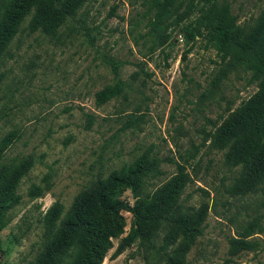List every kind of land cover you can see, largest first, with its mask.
<instances>
[{
    "label": "rangeland",
    "instance_id": "rangeland-1",
    "mask_svg": "<svg viewBox=\"0 0 264 264\" xmlns=\"http://www.w3.org/2000/svg\"><path fill=\"white\" fill-rule=\"evenodd\" d=\"M219 1L229 3L242 25L252 24L264 9V0ZM145 8V0H87L76 20L65 22L56 35L29 32L28 16L11 41L2 65L0 168L29 155L33 163L19 181V202L0 229V264L28 263L39 248L41 218L55 201L67 209L84 185L146 150L163 159V174L148 180L147 190L175 175L176 161L187 174L181 201L209 206L188 264H264L263 240L255 251L235 253L229 243L264 211L260 195H229L225 187L233 174L222 152L204 141L227 109L251 96L256 86L241 70L213 85L222 65L215 48L206 37L187 42L181 26H170L168 41L150 51ZM117 79L124 83L121 94L96 104V92ZM134 112L143 113L145 122L140 129L122 130L127 114ZM122 198L134 202L129 189ZM123 215L122 236L134 222L131 212ZM112 241L101 264H147L146 257L154 258V249L139 241L112 257L119 238Z\"/></svg>",
    "mask_w": 264,
    "mask_h": 264
},
{
    "label": "trees",
    "instance_id": "trees-1",
    "mask_svg": "<svg viewBox=\"0 0 264 264\" xmlns=\"http://www.w3.org/2000/svg\"><path fill=\"white\" fill-rule=\"evenodd\" d=\"M145 1L142 16L151 40L150 51L168 41L170 26H181L187 42L206 37L215 48L222 65L211 80L213 85L235 70L247 74L248 82L255 84V92L235 108H228L227 115L206 133L204 141L209 149L222 152L223 163L233 174L225 191L237 197L259 194L264 209V9L252 24L242 25L225 1ZM86 2L0 0V90L5 78L3 57L26 17L30 16L29 32L54 36L65 22L76 20ZM111 63L113 68L118 66ZM123 88L121 79L104 86L95 94L96 104L103 105L118 97ZM144 122L143 113H129L121 129H140ZM162 161L146 150L106 176L99 175L84 185L67 209L55 201L41 218L39 248L26 264H101L114 246L113 238H119V242L112 257L139 241L155 251L152 261L146 257L147 264H188L187 254L204 232L209 206L205 202L192 206L181 201L187 174L176 161L177 173L152 191L147 190L148 180L163 174ZM32 163L29 155L0 168V229L8 211L20 200L17 187ZM127 189L134 198L132 204L122 198ZM123 211L134 217L132 230L124 236ZM161 231L165 233L160 237ZM257 234L263 237L256 238ZM158 238L160 244L156 247ZM261 240L264 241V211L229 238L230 250L255 251Z\"/></svg>",
    "mask_w": 264,
    "mask_h": 264
}]
</instances>
